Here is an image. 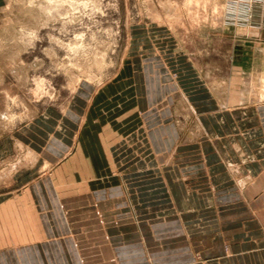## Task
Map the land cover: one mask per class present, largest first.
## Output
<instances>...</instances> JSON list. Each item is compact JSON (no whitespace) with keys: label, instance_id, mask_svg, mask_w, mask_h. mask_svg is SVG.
<instances>
[{"label":"rangeland","instance_id":"1","mask_svg":"<svg viewBox=\"0 0 264 264\" xmlns=\"http://www.w3.org/2000/svg\"><path fill=\"white\" fill-rule=\"evenodd\" d=\"M55 1L0 0V196L23 195L48 175L83 180L80 190L111 184L123 180L119 167L143 214L179 213L163 169L172 158L155 156L149 131L171 124L182 177L209 182L198 153L214 137L199 116L264 102V0H64L62 15ZM81 89L87 113L74 163L46 164L28 141L34 134L23 133L49 109L63 114ZM163 226L154 249L183 258L177 227L168 237ZM169 240L172 249L160 246ZM189 240L196 247L200 237Z\"/></svg>","mask_w":264,"mask_h":264},{"label":"crops","instance_id":"2","mask_svg":"<svg viewBox=\"0 0 264 264\" xmlns=\"http://www.w3.org/2000/svg\"><path fill=\"white\" fill-rule=\"evenodd\" d=\"M172 86L164 89L173 96ZM79 94L63 114L49 109L23 133L34 134L28 141L46 164L74 163L87 113L88 94ZM225 108L199 116L214 137V148L204 140L198 153L209 182L182 177L184 168L173 163L178 141L171 124L149 131L155 156L172 158L163 169L179 213L143 214L140 193L131 192L119 167L123 180L85 190L83 180L67 185L48 175L27 182L23 195L0 196V264H264V102ZM195 196L196 209L187 206ZM162 225L168 237L177 227L183 258L171 255L172 240L160 245L169 254L154 249ZM194 235L196 247L189 244Z\"/></svg>","mask_w":264,"mask_h":264},{"label":"bare ground","instance_id":"3","mask_svg":"<svg viewBox=\"0 0 264 264\" xmlns=\"http://www.w3.org/2000/svg\"><path fill=\"white\" fill-rule=\"evenodd\" d=\"M67 1V0H66ZM65 1V2H66ZM64 2V0H57V1H55V2H53L52 3V10H53V14H55V15H62V14H64L65 13V8H64V6H63V3ZM264 74V73H263ZM250 79V78H249ZM254 79V78H253ZM248 82V81H247ZM253 82H255V79H254V81ZM255 84V83H254ZM263 87V86H262ZM249 90H250V88H249ZM251 91V90H250ZM257 94V93H256ZM252 95H253V93H252ZM260 95V94H259ZM262 97H264V93H262V95H261ZM20 146H22V144H20ZM24 150V149H23ZM22 151V150H21ZM24 156H25V158H26V160L28 159V161L27 162H29V160L30 159H33V158H35V161H36V157H35V153H33L32 151H31V149L30 148H27V149H25V153H24ZM24 158V159H25ZM20 160V159H19ZM24 161V160H23ZM18 162H20V161H18ZM33 162V161H32ZM23 164V163H22ZM29 164V163H28ZM33 164H34V162H33ZM21 165V164H20ZM19 165V166H20ZM15 167H17V166H15ZM3 171V170H2ZM245 177H246V175H244ZM244 180V179H243Z\"/></svg>","mask_w":264,"mask_h":264}]
</instances>
